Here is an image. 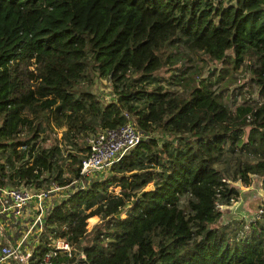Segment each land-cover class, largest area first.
I'll use <instances>...</instances> for the list:
<instances>
[{
  "label": "trees",
  "instance_id": "1",
  "mask_svg": "<svg viewBox=\"0 0 264 264\" xmlns=\"http://www.w3.org/2000/svg\"><path fill=\"white\" fill-rule=\"evenodd\" d=\"M179 42L234 69L255 56L248 71L260 100L231 107L226 85L215 92L195 75L175 80L188 88L182 94L147 88L177 62ZM88 69L108 77L116 101L88 89ZM123 111L141 138L108 175L55 199L44 236L70 242L72 256L51 264H73L80 253L87 264H264V216L248 237L231 239L219 206L239 189L215 167L225 146L251 154L257 160L237 159L234 174L264 190V0H0V186L44 171L66 184L65 164L80 178L84 148H65L63 158L52 131L76 148L87 133L124 123ZM43 131L49 139L37 145ZM7 163L15 164L6 171ZM44 251L37 246L30 264H42Z\"/></svg>",
  "mask_w": 264,
  "mask_h": 264
},
{
  "label": "built area",
  "instance_id": "2",
  "mask_svg": "<svg viewBox=\"0 0 264 264\" xmlns=\"http://www.w3.org/2000/svg\"><path fill=\"white\" fill-rule=\"evenodd\" d=\"M124 117L125 122L118 127L98 128L85 135L82 146L84 152L81 153V159L77 164L80 178L72 177L65 164L62 166V176L67 179L66 184H60L55 180L47 181L48 173L44 171L35 181L0 186V264H30L34 249L40 244L45 250L41 258L42 264H51L58 253L72 256L70 242L57 236H44L46 217L57 197L66 198L74 190L85 189L93 173L109 169L136 146L141 134L136 130L132 117L126 112ZM23 135L25 136L26 133ZM52 136L61 148L62 157L66 158L68 151L62 149L63 145L59 141L64 137L63 131H52ZM19 149L27 150V144H22ZM30 162L31 159L28 164ZM13 164L15 163L5 164V170L10 169ZM257 185L258 187L254 186L251 181L241 187L227 204L219 206L220 209L228 208L231 213L241 218L240 226L233 231L232 236H229L231 239L248 237L254 223L264 216L262 208L258 211L247 208V202L255 197L264 204V190L261 183ZM249 190L252 192L247 197L246 193ZM3 217L6 221H3ZM11 224L19 233L17 239L7 237L12 231ZM73 264H87L84 254L80 253Z\"/></svg>",
  "mask_w": 264,
  "mask_h": 264
},
{
  "label": "rangeland",
  "instance_id": "3",
  "mask_svg": "<svg viewBox=\"0 0 264 264\" xmlns=\"http://www.w3.org/2000/svg\"><path fill=\"white\" fill-rule=\"evenodd\" d=\"M224 1L228 2V0ZM178 49L179 54H177L176 56H178L179 59L177 60V62L173 64V66L166 65L155 72L154 77L152 76V79L154 80L152 82L150 81L144 84L147 88L150 89L151 87L163 85L174 94H182L185 93L188 88L186 86H182L181 84H174L175 80L180 76L188 78L189 75H195L199 78L207 77L212 82V87L215 92L219 91L220 89L223 90V87L226 85L227 88L226 86L224 87L225 89L222 94L228 105L231 107L246 100H260L257 84L253 80H251L248 71L249 66L253 67L255 64V56L254 58L252 57L251 59L242 63L237 69H234L232 64L226 63L224 65L220 61L218 62L211 60L202 51H191L187 49V47L183 46V43L181 44L179 42ZM168 51L172 55L176 52V49L171 48L168 49ZM227 54H231V51L228 50ZM218 75H220L219 79L217 78ZM84 83L85 85H87L89 90H91L101 99L102 102L107 103L109 101H116L117 94L115 93L113 86L109 82L108 77L101 76L98 72H95L92 69H88L87 78H85ZM46 135V131L40 133V137L37 142L39 145H41L44 138L46 140L49 139ZM155 135L159 136L162 139L159 131ZM53 139L54 138L52 136L51 140ZM59 141L63 145L62 149L67 148L77 152H79V147H82L84 144V141L82 142L81 140H78L76 143H78L79 146L75 148L72 145L71 141H68L64 137H61ZM49 142L50 141H47L46 145ZM237 159L242 162H254L257 160V158L251 154L241 152L237 148L232 149L225 146V149L215 163V167L224 173L227 181L231 185H234L238 189H240L245 185L243 184V181L238 179V176H235L234 174L235 162ZM108 174V169L105 171L95 172L91 175V179L98 178V176L100 178ZM251 181L254 186L258 187L257 184L260 183L259 179L252 177ZM150 188L151 185H149L146 189ZM119 190V186H111L109 188V193L117 194ZM251 192V190L247 191V193H250V195ZM221 213V225L224 224V228L227 227L226 231H229V236H232L233 231L240 226L241 218L231 213L228 208H222ZM122 217H124L123 213ZM97 220V216L89 218L87 220V228H90L94 223L97 222ZM12 226L13 225L11 224L10 227ZM125 252L128 253L130 252V250L128 248H124L114 257V259H112V261L119 262L124 256Z\"/></svg>",
  "mask_w": 264,
  "mask_h": 264
},
{
  "label": "water",
  "instance_id": "4",
  "mask_svg": "<svg viewBox=\"0 0 264 264\" xmlns=\"http://www.w3.org/2000/svg\"><path fill=\"white\" fill-rule=\"evenodd\" d=\"M247 208L252 211H258L259 209H264V204L258 197H255L247 202Z\"/></svg>",
  "mask_w": 264,
  "mask_h": 264
},
{
  "label": "crops",
  "instance_id": "5",
  "mask_svg": "<svg viewBox=\"0 0 264 264\" xmlns=\"http://www.w3.org/2000/svg\"><path fill=\"white\" fill-rule=\"evenodd\" d=\"M3 221H6L5 217H3ZM11 229H12V231H10L11 234L9 233L7 237H8V238L11 237V238H13V239H17V238L19 237V233H18L14 228L11 227ZM11 238H10V239H11ZM0 239H1V238H0ZM0 241H1V240H0Z\"/></svg>",
  "mask_w": 264,
  "mask_h": 264
}]
</instances>
